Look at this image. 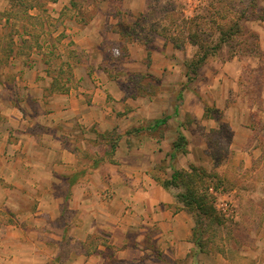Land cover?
<instances>
[{
    "label": "crops",
    "instance_id": "0c3cea01",
    "mask_svg": "<svg viewBox=\"0 0 264 264\" xmlns=\"http://www.w3.org/2000/svg\"><path fill=\"white\" fill-rule=\"evenodd\" d=\"M63 3L71 5V0ZM123 3L130 31L150 3ZM103 11L65 30L61 48H73L77 56L66 51L64 66L23 68L45 112L41 121L26 117L27 109L14 98L11 105L5 103L9 91L4 78L0 81V207L5 205L6 213L14 212L20 221L8 230L20 231L25 241L29 232L33 264H264V190H246L243 185L250 179L240 173L237 185L221 194L222 207L233 201L244 209L238 229L246 233V252L232 260L225 253L198 249L195 217L177 199L182 191L164 188L153 170L159 163L174 162L176 170L188 171L196 165L190 152L212 149L196 127L214 121L206 117V107L229 106L231 87L240 78L237 65L205 66L196 88L184 90L189 81L180 62L183 52L163 37L152 46L150 59L146 47L134 41L126 45L130 59L108 66L101 43L119 46L122 39L107 26L122 31L124 22ZM129 74L146 75L159 86L156 97L129 96ZM203 95L212 99L205 103ZM165 118L163 126L144 128ZM34 122L39 123L36 131ZM166 126L170 129L161 135ZM128 130L139 136L138 142H128ZM178 130L189 140L188 155L174 151ZM232 133L234 163L244 161L245 170L256 167L264 148L257 131L242 124ZM104 136L114 141L96 143ZM254 182H259L257 170ZM15 199L33 204L27 207Z\"/></svg>",
    "mask_w": 264,
    "mask_h": 264
},
{
    "label": "rangeland",
    "instance_id": "374dc122",
    "mask_svg": "<svg viewBox=\"0 0 264 264\" xmlns=\"http://www.w3.org/2000/svg\"><path fill=\"white\" fill-rule=\"evenodd\" d=\"M65 1L0 0V81L4 78L9 91L7 96L10 99L6 98L5 103L11 105L14 98L18 105L19 103L22 105L23 110L27 109L25 115L34 119L33 121L37 119L41 121L45 112L37 104V89L27 85L31 78L23 68H34L38 65L64 66L66 51L70 52L71 56H77L73 48L69 49L66 45L64 49L61 48L60 44L67 39L65 30L76 21L89 20L94 15H98L102 8H104V16H108L109 13L115 14V10L108 7L106 2L102 3V0H71L74 7L71 5L62 7ZM68 2L70 4V0ZM149 3L148 13L133 20L136 26L132 29L135 41L151 51L157 39L164 37L183 52L180 62L186 68L187 77L189 75L191 78V80L188 78V84H184V90L190 89L189 85L191 88H196L195 84L205 66H210L212 69L216 68V64L220 66L234 63L240 71V78L231 87L233 93L227 101L230 108L229 106L225 109H218L216 106L206 107V117H211L215 122L207 123L206 127L199 125L196 127V130L204 133L203 140L206 139L212 145L211 150L190 152L189 140L183 131L175 132V142L178 143L180 138H185L178 154L184 151L188 155L190 152L192 159L196 161V165H192L197 167L198 173L204 172L205 177L208 176L203 179L202 185L210 188L220 187L219 192L213 193V196H215L216 211L225 220V224L221 227L205 224L204 231L208 232V236L203 240L205 249L213 253H225L230 259L236 260L239 254L246 252L242 244L247 240L246 233L238 229L244 209L243 206L238 209L233 201L222 207L221 200L224 199L221 194L237 185L240 173L250 179L249 183L243 185L246 190L250 192L264 190V148L261 149L256 167L247 170L244 169V161L237 160L234 163L235 153L230 149L232 130L242 124L247 128H254L259 142H264V0H149ZM126 10L123 7L119 18L124 22L121 29L129 31L130 14ZM124 39L119 46L112 41L101 43L102 58L108 66L117 67L126 61L127 57H124L122 47L125 43ZM63 50L64 53H61ZM204 53L208 54V58L198 71V60ZM188 54L193 57H186ZM148 56L150 59V55ZM19 68L22 71L16 73ZM17 77H20V81H17ZM127 79L129 96L156 97L159 86L153 84L146 75L129 74ZM14 93L17 97L13 96ZM180 99L183 97L180 96ZM201 99L206 103L212 99V96L207 98L203 95ZM164 110L165 108L161 107L159 113ZM34 124L33 129L36 131L39 129L37 127L39 123L34 122ZM150 125H154V122L145 123L144 128H149ZM167 129L170 127L166 126L159 132L162 135ZM151 134L159 137L155 132ZM137 137L139 136H134L132 131L128 130V142H138L140 138ZM105 138L114 141L111 136H104L101 140L97 138L96 143H104ZM175 164L173 162L170 166L162 162L153 170L160 179L165 180L177 169ZM256 170L259 175L258 183L254 182ZM223 179H226L227 183H223ZM16 201L27 207L33 204L31 200ZM234 201L238 200L234 199ZM263 206L264 203H261L260 207ZM5 208V205L0 207V264H33L30 256L34 255L35 250L28 245L29 232H26L25 241L20 237V234L22 235L20 231H9L7 227L19 225L20 221L14 212L8 215ZM75 250L76 247H73V251Z\"/></svg>",
    "mask_w": 264,
    "mask_h": 264
},
{
    "label": "trees",
    "instance_id": "16d2710c",
    "mask_svg": "<svg viewBox=\"0 0 264 264\" xmlns=\"http://www.w3.org/2000/svg\"><path fill=\"white\" fill-rule=\"evenodd\" d=\"M149 1V0H148ZM102 3L106 2L108 4V7L113 8L115 10V14L109 13L108 16L113 17H119L120 13L123 12V0H102ZM71 7H74V4L71 3ZM123 16V15H122ZM109 30H113L114 27L107 26ZM117 30H114L115 32L119 31L121 39L125 43L124 46L127 44L135 41V35L131 31H125L120 30L119 28H116ZM192 40V38H191ZM126 44V45H125ZM123 47L124 50V57H129V51L126 49V47ZM176 47V46H175ZM177 48V47H176ZM150 55V50H149ZM198 56V55H197ZM208 58V54L204 53L199 57V62L197 63V70L201 67H203V64L206 62ZM190 72V71H189ZM193 72V71H192ZM190 72V73H192ZM196 72V70H194ZM146 78H148L146 76ZM189 80H191L190 76L188 75ZM207 115V110H206ZM167 118L158 120L154 123V126L159 127L163 126L167 123ZM185 138H180V142H176L174 145V151H178L179 147H181L182 142ZM181 154L186 155V152H182ZM208 178V176L205 177V173H198L197 167L191 165L189 167V171H178L174 170L173 175L171 176V179L160 181L161 185L166 188H175V189H183L184 191L179 193L177 195L178 201L184 205V207L194 215L195 221H196V230H195V236H196V245L198 246V249L200 251L205 250V244H204V237L208 236V232L206 233L204 231L205 224L209 223L210 225L214 226H223L225 224V220L221 218L220 215H218L215 207V196H213V193H218L219 188H210L203 186L204 183L203 179ZM163 180V179H161ZM223 183H227L226 179L222 180ZM221 183V182H219Z\"/></svg>",
    "mask_w": 264,
    "mask_h": 264
}]
</instances>
